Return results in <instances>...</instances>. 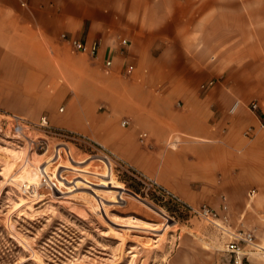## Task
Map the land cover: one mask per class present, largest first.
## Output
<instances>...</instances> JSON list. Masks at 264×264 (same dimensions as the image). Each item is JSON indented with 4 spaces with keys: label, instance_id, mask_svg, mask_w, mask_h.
<instances>
[{
    "label": "crops",
    "instance_id": "obj_1",
    "mask_svg": "<svg viewBox=\"0 0 264 264\" xmlns=\"http://www.w3.org/2000/svg\"><path fill=\"white\" fill-rule=\"evenodd\" d=\"M0 107L90 138L192 206L221 211L225 195L231 228L264 245V0H0Z\"/></svg>",
    "mask_w": 264,
    "mask_h": 264
},
{
    "label": "rangeland",
    "instance_id": "obj_2",
    "mask_svg": "<svg viewBox=\"0 0 264 264\" xmlns=\"http://www.w3.org/2000/svg\"><path fill=\"white\" fill-rule=\"evenodd\" d=\"M62 142L0 107V264H232L212 224L87 145L55 157Z\"/></svg>",
    "mask_w": 264,
    "mask_h": 264
},
{
    "label": "built area",
    "instance_id": "obj_3",
    "mask_svg": "<svg viewBox=\"0 0 264 264\" xmlns=\"http://www.w3.org/2000/svg\"><path fill=\"white\" fill-rule=\"evenodd\" d=\"M63 37H66L63 35ZM70 43L72 47L80 52L88 53L92 56H95L96 54V44H92L87 46L84 42H82L79 39L73 38L70 39ZM121 44L123 46H126L128 44L126 39L121 40ZM111 60H107L105 62L106 66H110ZM133 70V66L129 65L126 68V72L130 73ZM213 84V81H209L207 83H203L200 85L201 88H206L208 86H211ZM251 109L257 108L256 102L250 103ZM127 120H122V124H126ZM38 125L40 128H42L46 133L51 134L55 138H61L63 140L62 143L57 144L54 148L53 155L55 157L61 156L62 153H64L67 156V160H73L70 147L68 145V142L71 144L80 143L87 145L96 151L99 152L101 155L100 157L104 160H102L108 168L112 167V164L119 165L126 171H128L131 175L139 179L147 189H153V191L160 194L162 197L169 199L176 203L177 205L181 206L182 208L187 209L190 212L196 213L201 219L206 221L209 224H212L214 227H216L222 234V236L225 238V242L223 243V250L228 253L231 257L232 264H244V259L249 258L250 254L252 253H264V245L260 244L256 240L255 235V228H231L229 224V210H228V204L226 200V196H221V211H218L217 209L213 208L212 206L203 203L199 206L195 207L192 206L183 200H181L176 194L172 193L165 187L158 184L154 179L146 177L145 175L141 174L140 172H137L136 170L132 169L130 166L122 162L119 158H117L111 151H109L107 148H105L103 145L91 140L90 138L70 131L63 128H53L50 126L44 116L40 118V121L38 122ZM146 136L145 133L142 134V137ZM66 147H61V146ZM38 148H42V144L37 145ZM98 154V153H97ZM41 185L51 186V184H54L51 177L45 173L41 175L40 178ZM29 186H26V189H29ZM256 194L255 188H252L248 191V202H250Z\"/></svg>",
    "mask_w": 264,
    "mask_h": 264
},
{
    "label": "bare ground",
    "instance_id": "obj_4",
    "mask_svg": "<svg viewBox=\"0 0 264 264\" xmlns=\"http://www.w3.org/2000/svg\"><path fill=\"white\" fill-rule=\"evenodd\" d=\"M61 147H66V146H61ZM72 161H74V160H72ZM74 162H76V161H74ZM26 165V163H23V167ZM23 167L21 168L22 169V172H23V175L25 176V172L23 171ZM14 172V171H13ZM17 172V171H16ZM16 177L17 176V173H14L13 175H11V177ZM40 182V181H39ZM258 255H264V253H260V254H258Z\"/></svg>",
    "mask_w": 264,
    "mask_h": 264
}]
</instances>
